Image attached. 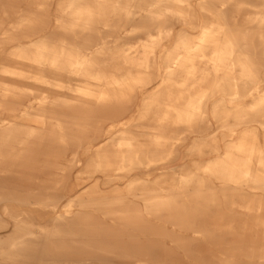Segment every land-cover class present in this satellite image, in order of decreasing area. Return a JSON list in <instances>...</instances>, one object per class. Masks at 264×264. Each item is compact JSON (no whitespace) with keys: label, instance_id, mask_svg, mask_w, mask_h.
Here are the masks:
<instances>
[{"label":"bare ground","instance_id":"1","mask_svg":"<svg viewBox=\"0 0 264 264\" xmlns=\"http://www.w3.org/2000/svg\"><path fill=\"white\" fill-rule=\"evenodd\" d=\"M0 264H264V0H0Z\"/></svg>","mask_w":264,"mask_h":264}]
</instances>
